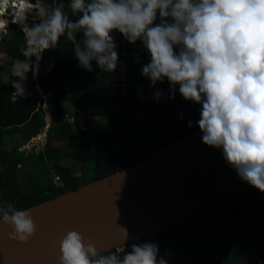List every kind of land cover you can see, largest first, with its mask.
<instances>
[{"label": "clouds", "instance_id": "clouds-1", "mask_svg": "<svg viewBox=\"0 0 264 264\" xmlns=\"http://www.w3.org/2000/svg\"><path fill=\"white\" fill-rule=\"evenodd\" d=\"M67 8L78 17L70 19L57 0H25L17 12L25 47L24 59L11 65L14 98L25 96L28 73L36 77L43 52L56 48L64 35L85 70L93 71L95 61L101 70L115 71L119 55L112 33L118 32L147 50L150 61L141 75L150 87L167 80L169 99L178 86L186 101L199 104L202 143L222 149L241 180L264 193V0H68ZM28 17L39 23L28 27ZM6 28L0 20V30ZM162 96L155 92L156 99ZM0 223L10 227L8 239L20 243L37 231L28 210L7 202L0 204ZM59 252V264H167L154 243L132 244L121 259L101 255L74 230L60 240Z\"/></svg>", "mask_w": 264, "mask_h": 264}, {"label": "trees", "instance_id": "trees-1", "mask_svg": "<svg viewBox=\"0 0 264 264\" xmlns=\"http://www.w3.org/2000/svg\"><path fill=\"white\" fill-rule=\"evenodd\" d=\"M57 2L66 5L70 19L78 17L67 8L68 0ZM112 35L119 55L115 71L105 72L95 61L93 71L85 70L74 56L73 42L64 35L56 48L43 52L36 77L28 73L25 96L14 99L12 82L16 78L10 70L13 60L24 59L25 33L12 24L11 31L1 36L0 48L9 58L0 64V204L11 203L22 210L124 168L198 126L199 104L180 117L177 110L184 98L178 86L175 98L169 99L167 80L150 87L141 75L142 66L150 61L142 43L130 44L115 31ZM80 36L78 33L77 38ZM158 90L163 96L156 99ZM65 93L94 112L96 129H81L77 121L68 119L62 105ZM43 95L50 113L45 130ZM137 106L144 108L153 126L165 122L161 133L152 136L139 129ZM42 131L47 138L38 150H19L21 142L15 141L4 147L6 134L21 135L25 142ZM61 159L91 162L93 176L81 181L75 174L79 168L59 164ZM51 168L60 185L53 183ZM145 242L158 246V258H165L163 249L169 247L175 264H264V193L249 185L235 197L198 210L170 228L100 254L116 253L122 259L132 244Z\"/></svg>", "mask_w": 264, "mask_h": 264}, {"label": "water", "instance_id": "water-1", "mask_svg": "<svg viewBox=\"0 0 264 264\" xmlns=\"http://www.w3.org/2000/svg\"><path fill=\"white\" fill-rule=\"evenodd\" d=\"M17 3L10 1L15 9ZM247 186L222 149L202 143L197 126L124 168L22 209L37 226L27 243L9 240L10 227L0 223V264H59L60 240L73 230L98 252L123 246L235 197Z\"/></svg>", "mask_w": 264, "mask_h": 264}, {"label": "rangeland", "instance_id": "rangeland-1", "mask_svg": "<svg viewBox=\"0 0 264 264\" xmlns=\"http://www.w3.org/2000/svg\"><path fill=\"white\" fill-rule=\"evenodd\" d=\"M28 2H31V1L28 0ZM9 4L7 3L6 6H5L7 9L10 8ZM34 22L38 23L39 21L36 20ZM11 27L12 26L10 25L5 31L1 30L0 38H1V36L4 33L8 32V31H11ZM3 54L4 53H2L1 57L5 56ZM8 58L9 57L7 55V57H4L3 59L6 60ZM4 76L5 75H3V77ZM194 104L195 103L190 102V101H186L185 99H183L182 102H181L180 108L177 110L178 116L182 117L184 115H187V114L191 113L193 111ZM62 105L65 108H67L68 114L70 115L72 120L77 121L76 120V115H77L78 119H80V121L83 124V126L86 127L87 129H96L98 127L97 116L94 114V112L91 109H89L88 107H86L84 104H82V102L81 103L80 102H76V100L72 99L71 95L69 93H65L64 96L62 97ZM75 107L77 109L81 110L83 112V114L80 115V114H78V112H74ZM136 114H137L138 121H139V129L142 132H150V134H152V136H157L159 133H161L163 131L164 126H165V124H164L165 122H162L160 126H153L150 123V121L148 120L147 112L144 110L143 107L137 106L136 107ZM46 119L48 120L49 117H47ZM38 134H40V133H38ZM44 136L45 135H43V139H44ZM38 138H39V136H38ZM23 144L25 145L24 147H23V145H20V146L22 147V149H26V151H29L31 149L37 150V147L39 145L38 139H37L36 142H34L32 140H29L28 142H25ZM70 163L79 168L78 171L75 174L80 177L81 181L86 182L89 178H91L93 176V175H91V171L89 172V170H92V163L91 162L82 164L80 162H77V161H74V160H71V159H61V160H59V164H61V165H65L66 166V165H68ZM20 178H23V175H21ZM163 252L165 254V258L164 259L166 260L167 264H175L176 258L171 257V255H172L171 249L169 247H166V248L163 249ZM176 264H180V263H176Z\"/></svg>", "mask_w": 264, "mask_h": 264}, {"label": "built area", "instance_id": "built-area-1", "mask_svg": "<svg viewBox=\"0 0 264 264\" xmlns=\"http://www.w3.org/2000/svg\"><path fill=\"white\" fill-rule=\"evenodd\" d=\"M10 1H11V0H10ZM8 4H9V2H8ZM9 5H10V4H9ZM11 8H12V9H15V6H12V5H11ZM1 9H2V13H0V20H3V21L6 22V24H7V28H8L10 25L12 26V24H14V25L20 27L21 30H22V25H20L19 23H17L16 20L13 18L12 14L10 13V12H12V11H11V10H8L6 7L3 9V8L1 7V5H0V10H1ZM8 21H9V22H8ZM7 28H6V29H7ZM6 29H5V30H6ZM5 30H3V31H5ZM0 32H1V30H0ZM2 53H4V54H3V55H5L4 57H7V54H6L4 51H2V49L0 48V64H1L3 61H6V60H7V59L4 60V59H3L4 57H1ZM12 93H13V92H12ZM43 98H44V102H43L44 115H45V118H47V117H50V113H49V110H48V108H47V106H46V104H45V95H43ZM74 112H78V114H83V112H82L81 110L77 109L76 107H75ZM66 116H68V119L70 118V120H72V118L70 117V115H69L68 113H66ZM46 120H47V119H46ZM48 120H49V119H48ZM48 120H47V124L45 125L44 129H45V128L47 127V125H48ZM76 120H77V124H78L79 128H81V129H87L86 127L83 126V124L81 123L80 119H78L77 115H76ZM40 133H41V132H40ZM43 135H45V131H43V132L41 133V135H38L39 138H38V136H37L38 143H39V145H38V147H37V150L40 149V147L42 146ZM37 139H36V141H37ZM24 146H25V145H23V147H24ZM50 175H51V177H52V181H53V183H54L55 185H60V184H61V182H60V178H59L58 174L54 171V169H50ZM116 249H117V250L121 249V246L116 247Z\"/></svg>", "mask_w": 264, "mask_h": 264}, {"label": "crops", "instance_id": "crops-1", "mask_svg": "<svg viewBox=\"0 0 264 264\" xmlns=\"http://www.w3.org/2000/svg\"><path fill=\"white\" fill-rule=\"evenodd\" d=\"M67 109V108H66ZM68 111V110H67ZM45 130V129H44ZM42 133V132H41ZM41 133L40 134H38V135H41ZM38 135H35V136H32L29 140H32V141H34V142H36V139H37V136ZM28 140V141H29ZM21 142V145H24L23 143H25V142H28V141H22V137H21V135H18V134H14V133H10V134H6V135H4L3 136V142H4V147H6V148H9V147H11L12 146V143L13 142ZM11 145V146H10ZM18 147H21L20 145L18 146ZM22 150V149H21ZM26 150V149H25Z\"/></svg>", "mask_w": 264, "mask_h": 264}, {"label": "bare ground", "instance_id": "bare-ground-1", "mask_svg": "<svg viewBox=\"0 0 264 264\" xmlns=\"http://www.w3.org/2000/svg\"><path fill=\"white\" fill-rule=\"evenodd\" d=\"M15 1H17L18 3H17V5L19 6V8L18 9H12L11 8V5H10V8H8V10H11L12 12H10L11 14H12V16H13V18L16 20V22L18 21V16H17V12L20 10V9H24L25 8V0H15ZM8 2L10 3V0H8ZM0 5H1V7L4 9L5 8V6H6V4H2V3H0ZM0 13H2V9H1V12ZM32 20V22L34 23V21H33V18L32 19H30L29 17H28V19L24 22L25 24H27V22L28 21H31ZM18 23V22H17ZM21 25V24H20ZM81 115V114H80Z\"/></svg>", "mask_w": 264, "mask_h": 264}]
</instances>
